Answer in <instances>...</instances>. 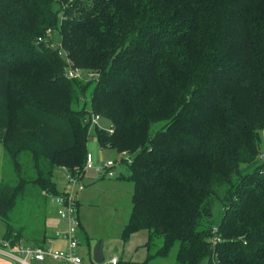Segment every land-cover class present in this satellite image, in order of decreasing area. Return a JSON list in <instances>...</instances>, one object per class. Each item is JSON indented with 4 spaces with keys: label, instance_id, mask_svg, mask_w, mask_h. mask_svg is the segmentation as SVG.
Returning <instances> with one entry per match:
<instances>
[{
    "label": "trees",
    "instance_id": "obj_1",
    "mask_svg": "<svg viewBox=\"0 0 264 264\" xmlns=\"http://www.w3.org/2000/svg\"><path fill=\"white\" fill-rule=\"evenodd\" d=\"M49 29L96 80L67 76ZM87 97L112 132L92 134ZM262 130L264 0H0L6 238L46 241L54 172L82 169L94 135L131 157L124 242L148 232L146 259L120 264L173 249L175 264H264ZM26 199L29 218L17 216Z\"/></svg>",
    "mask_w": 264,
    "mask_h": 264
},
{
    "label": "rangeland",
    "instance_id": "obj_2",
    "mask_svg": "<svg viewBox=\"0 0 264 264\" xmlns=\"http://www.w3.org/2000/svg\"><path fill=\"white\" fill-rule=\"evenodd\" d=\"M53 38L56 42L60 41L61 34L59 30L54 31ZM84 104H86V109L88 111H91V102L89 97L86 98V101L84 99L80 101V107H82ZM102 122L105 126L109 125L108 121ZM91 132L92 134L94 133L93 129L91 130ZM88 146V150L92 153L96 165H103L108 159H113L116 161L115 166L111 168L115 172V176L112 177L109 175H105V173L99 172L101 173L100 181H115V179H119L118 177L120 175H129V154H123L114 148L102 149L98 143L97 138L94 135L90 137ZM2 149V145H0V184L3 180L9 177L10 172V170H8L9 166L7 167V163L10 165L9 160L7 156L3 153ZM260 149L261 152H264V130L261 131ZM90 171L94 170H86L82 179V184L85 185L86 190L90 189L93 186V184L87 185L86 183L88 180V173ZM54 176L56 181L58 182V185H64V183L69 184L67 172L64 171L62 168H57L54 172ZM101 176L103 178H101ZM119 184L120 188L116 187L117 189H111V187H107L102 197H99L95 201L91 202V205H81L80 207V220L82 221V223L85 224V226H89L91 235V247H89L86 243H83L81 245V248L84 247V250L87 249L88 254H94L95 245H97L102 240H105V238L106 241H112V244L115 245L114 247L116 248H119V246H121L123 243V229L129 220L132 209L133 186L131 181H123ZM24 201L26 202L22 205L25 208L23 207L21 210L17 209V216L29 218V210L35 208L36 204H34V201L31 200V207L28 209V214L26 216L25 211L28 206L27 199ZM49 206L50 201L48 202V207ZM38 212L39 211H36L35 213L36 218L39 216L37 215ZM31 219L35 220V218L33 217ZM4 231L5 224L0 220V234L4 233ZM146 232V230H141L137 232L133 235V238L129 242V245H131L129 246L130 251L132 250L131 248L134 247V252L132 253V257L134 259H145L148 254L147 248L143 244L144 241H142L145 238L144 233ZM116 239L117 242H115ZM157 242L158 245H156L155 249L160 247L163 241L159 240ZM144 254L145 257H143ZM175 257L176 249H173L171 253L166 257L157 256L153 258L152 264H175Z\"/></svg>",
    "mask_w": 264,
    "mask_h": 264
},
{
    "label": "built area",
    "instance_id": "obj_3",
    "mask_svg": "<svg viewBox=\"0 0 264 264\" xmlns=\"http://www.w3.org/2000/svg\"><path fill=\"white\" fill-rule=\"evenodd\" d=\"M46 34L50 35V39L46 38L47 45L51 48L57 49L61 57L66 61L67 76L70 78H80L85 81L96 80L98 77L97 72L85 71L76 67L70 58L68 52L62 47V43L54 40L53 31L51 29L46 31ZM44 41L42 37L38 38V43ZM89 123L90 130L95 127L107 129L112 132V128L105 126L100 114L95 112L88 113L86 117ZM123 154L126 152H122ZM128 154V153H126ZM260 159H264V152L260 153ZM122 159V157H121ZM128 161L131 162L130 155ZM116 161L108 159L103 165H96L91 152H88L85 165L82 169H75L74 172L67 170V178L69 189L61 192L57 195H53L57 206V213L60 219L65 224L64 238L66 240V248H56L53 245L55 237L60 236L61 231L57 230L54 237L46 238L43 244L28 243L25 240H16L14 238H6L0 235V261H11L13 264H37V262L44 261L46 259H53L68 264H120V258L117 255H113L108 259H104L102 262L97 261L93 256L90 260L86 261L84 255L80 253L81 238H80V212H79V196L85 189V185L82 184L83 175L86 170L96 169L98 172L105 173V175L115 176V172L111 169L115 166ZM211 244L213 248L222 241V237L219 233V228L214 227L212 230ZM212 264H219L217 258L213 257Z\"/></svg>",
    "mask_w": 264,
    "mask_h": 264
},
{
    "label": "crops",
    "instance_id": "obj_4",
    "mask_svg": "<svg viewBox=\"0 0 264 264\" xmlns=\"http://www.w3.org/2000/svg\"><path fill=\"white\" fill-rule=\"evenodd\" d=\"M88 148H89V146H88ZM63 170L65 171V169H63ZM90 170H94V171H90L88 173V178H87L88 180L86 183H87V185L93 184V186L87 190L85 187V189L83 190L84 192L82 191L80 193V196H79V203H80L79 212H80L81 205L82 206L87 205V204L91 205V202L95 201L99 197H102V195H104V191L107 189V187H111V189H117V188H120L119 183H121L123 181H128V182L130 181L127 178H120V177H118L119 179H117V180L115 179V181L114 180L113 181H111V180L100 181L101 173L96 171V169H90ZM101 178H103V177L101 176ZM54 180L56 182L57 189L59 192L66 191L70 188L67 183H64V185H62V184L58 185V182L56 181L55 176H54ZM59 183H61V182H59ZM132 186H133L132 191L134 192L133 183H132ZM132 197H133V194H132ZM132 206H133V200H132ZM131 211H132V209H131ZM57 230H60L61 234H60V236L55 237L53 245L56 248H66L67 244H66V240L64 238L65 224L60 219V217L57 213V206H56L54 200L51 199L50 200V206H49L48 213H47V217H46V238L54 237V234L56 233ZM136 233H134V234H136ZM2 234H0V235H2ZM134 234H132V236L128 242L125 243L123 240V243L121 246H119V248L114 247L115 245L112 244V241H110V240L106 241V238H105V240H102L101 244H102V250H103L105 259H108L113 255H117L121 260H132V261H143V260H145L146 258L145 259H134L132 257V253L134 252V247L131 248L132 250L130 251L129 246H131V245H129V242L133 238ZM144 237L145 238L142 241H144L143 244L145 246V243L148 240V232L144 233ZM80 238L82 241L81 245L83 243H86L89 247H91L90 246L91 235H90L89 226L88 227L85 226V224L82 223V221H81V228H80ZM26 242H28V241H26ZM115 242H117V239L115 240ZM28 243H30V242H28ZM96 246L97 245H95V247ZM80 253L82 255H84L86 261L90 260L91 256H93L95 258L94 254H91V253L88 254L87 249L84 250V247L81 248V246H80ZM89 257H90V259H89ZM143 257H145V254L143 255ZM0 264H13V263L11 261L4 260V261H0ZM37 264H68V263L53 260V259H46L44 261L37 262Z\"/></svg>",
    "mask_w": 264,
    "mask_h": 264
},
{
    "label": "water",
    "instance_id": "obj_5",
    "mask_svg": "<svg viewBox=\"0 0 264 264\" xmlns=\"http://www.w3.org/2000/svg\"><path fill=\"white\" fill-rule=\"evenodd\" d=\"M94 255H95V258H96L97 261L102 262L105 259L104 253H103V250H102V244H101V242H99L97 244V246L95 247V249H94Z\"/></svg>",
    "mask_w": 264,
    "mask_h": 264
}]
</instances>
